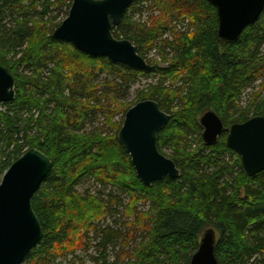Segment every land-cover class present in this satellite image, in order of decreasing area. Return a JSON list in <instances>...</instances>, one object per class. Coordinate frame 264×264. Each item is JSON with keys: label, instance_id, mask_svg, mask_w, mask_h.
Wrapping results in <instances>:
<instances>
[{"label": "trees", "instance_id": "trees-1", "mask_svg": "<svg viewBox=\"0 0 264 264\" xmlns=\"http://www.w3.org/2000/svg\"><path fill=\"white\" fill-rule=\"evenodd\" d=\"M143 1L134 0L113 34L132 41L145 59L153 42L174 21L189 20L184 32H170L173 40L167 45L173 57L159 70L181 85L165 88L163 78L136 101L156 100L171 115L158 134V148L162 153L164 148L172 150L170 158L180 169L179 177H165L150 186L138 178L119 142L122 122L113 123L115 109L102 107L101 101L115 97L111 91L123 87L129 91L140 75L155 72L157 64L148 61L152 69L141 71L55 39L52 29L58 24L46 28L43 20L53 5L65 7L68 14L73 0H0V62L16 76L17 94L14 101L0 103V181L30 148L42 150L53 162L33 198L44 236L21 264L77 259L78 250L87 251L91 234L93 264H119V260L191 264L203 232L210 227L217 232L219 264H264V171L247 175L239 154L226 145L232 124L264 116V10L237 42L222 43L217 10L208 0H152L161 15L150 26H138L128 11ZM12 52L22 53L18 62L6 58ZM23 62L30 76L16 68ZM65 64L69 74L62 70ZM99 71L119 74V79L105 81L110 90L101 95L97 93L104 84L95 83ZM248 89L253 92L244 104ZM115 104V111L123 114L133 105ZM102 108L110 109L106 123L115 128L113 134L88 129ZM209 110H215L226 127L213 145L204 142L198 118ZM194 134L199 140L196 148L186 144ZM90 177L136 202L150 199V210L136 211L134 201L125 206L121 193L114 191L107 200L88 192L82 195L76 186ZM119 207L126 218L120 226L114 218ZM107 218L113 223L103 224ZM137 238L133 249L127 250ZM118 246L115 260L110 261Z\"/></svg>", "mask_w": 264, "mask_h": 264}, {"label": "water", "instance_id": "water-1", "mask_svg": "<svg viewBox=\"0 0 264 264\" xmlns=\"http://www.w3.org/2000/svg\"><path fill=\"white\" fill-rule=\"evenodd\" d=\"M217 10L218 38L237 42L244 30L255 23L264 10V0H208ZM134 0H73L68 16L54 30L53 37L72 43L78 50L103 56L133 69L149 71L152 65L139 47L125 38H116L118 26ZM16 76L0 62V103L16 98ZM171 115L153 99L130 107L118 139L130 155L138 178L146 185L165 177L177 178L175 161L160 152L158 134ZM200 123L207 145L216 143L226 127L215 110L205 112ZM226 145L239 154L247 175L264 171V116L236 122L227 129ZM53 162L42 150L25 151L4 173L0 183V264H21L42 240L44 229L33 206V198L51 171ZM217 232L207 228L191 264H219L215 254Z\"/></svg>", "mask_w": 264, "mask_h": 264}, {"label": "rangeland", "instance_id": "rangeland-1", "mask_svg": "<svg viewBox=\"0 0 264 264\" xmlns=\"http://www.w3.org/2000/svg\"><path fill=\"white\" fill-rule=\"evenodd\" d=\"M52 2H54V0H51ZM65 7L62 8H58L56 5H53L50 7L49 9V13L48 16L45 18V20L47 22L46 28L50 26H56L58 24V26L62 23V21L68 16V14H66L65 12ZM128 15L131 16L133 18V21L136 22L138 24V26H150L152 23V20L156 17H159L161 15V10L159 9L158 6L154 5L152 0H145L140 4H136L134 9H131L128 11ZM57 26V27H58ZM189 26V20L186 19L184 24H180L176 21H174V23L171 24L170 28L168 30L165 31V33L163 35H159L157 37V39L153 42L152 46L150 47V49L148 50L147 54H146V59L147 61H153L154 63L157 64L158 68L155 72L151 73L149 76L146 75H140L137 82L133 84V86L131 87V89L127 92H125L124 90H126V87H123V89L121 91L117 90L116 93H112V91L110 92L111 94H113L115 97H104L101 101L102 107H105V104H108L111 108H115V103H118V108L123 106H129L131 104L135 105L138 99L139 94L142 91H147L148 89L156 86L159 84L160 80L165 78V82H164V87L165 88H174V87H179L181 85L180 82H176L174 80V78L169 77V76H165L163 74H161V72L159 71L161 68H166L169 66V63H171L172 57H173V51L172 48L167 45V41H172L173 40V36L171 35L170 32H184L185 30H187ZM41 27H42V23H41ZM54 27V29H52V31L54 32V30L57 28ZM43 28V27H42ZM42 31H44V29H42ZM51 31V30H50ZM49 31V32H50ZM52 32V33H53ZM264 51V50H263ZM22 53H19L17 56H15V53H9L6 58L8 60H12L13 62H18L19 59L21 58ZM52 64H57L56 62L51 63ZM26 63H17L16 64V68L19 70L20 68V72H24V74L26 75H31V72L25 69ZM64 71V73H68L70 72L69 66L67 64H65V68L62 69ZM97 75H99L96 80L95 83L98 84H104L106 80L109 79H113L114 77H118L119 74L116 71H106V72H98ZM119 79V77H118ZM258 84V82H257ZM108 84H104L101 86V90L98 91L97 94L101 95L103 92H107L110 90V87H108ZM253 92V90L248 89L244 94H243V102L244 104L247 102V100L249 99L250 94ZM115 98V99H113ZM116 101V102H115ZM105 102V103H104ZM135 103V104H134ZM122 104V105H121ZM132 105V106H133ZM131 106V107H132ZM109 110H103L102 108V112L98 113L96 115V118H94L92 120V123H90L88 125V129L89 130H96L98 131V133L103 132L104 134H113L115 132V128H111L107 123L108 120V115L106 114L107 112L109 113ZM113 111L114 115H113V123L115 122L116 124L121 123V127L123 125L124 119H125V114L126 113H122L121 111ZM111 114V113H110ZM200 119V116L198 117ZM107 122V123H106ZM193 139V140H192ZM192 140V141H191ZM186 144H188L189 146L192 145L193 148H196V146L199 145V140H198V135L194 134V136H189V140L188 142H186ZM184 145V144H183ZM163 154L166 155L167 157L170 158L171 154H172V150L168 149V148H164L163 149ZM2 180V179H1ZM1 183V181H0ZM77 190L82 194H86L87 192L90 195L93 196H98L101 195L104 199L107 200V196L110 194L111 191H114L115 194H120L121 192L117 193V189H115L111 184H102L99 183L97 181L94 180V178H87L84 179L83 181H81L77 186H76ZM122 198L124 200L125 206L127 204H131V202H136V198L131 200V197L128 194H123L121 193ZM135 204V203H134ZM137 207L136 211H148L151 208V200L148 198H143L140 199L136 202ZM123 207H119L118 208V213L116 215L117 221H118V225L120 226L125 220L126 218H124L122 212H123ZM114 219H104V221H102V223L104 224H110L113 223ZM134 220V216L130 217V221ZM90 244L88 243V249L87 251L83 250H78L76 253V256L78 255V257L81 260H85L86 264H93V261L90 259V255H95L96 254V250L94 247V242H93V234L90 235ZM95 239V238H94ZM92 240V241H91ZM139 239L137 238V241H132L129 246L126 247L127 250H132L133 246H135V243L138 242ZM120 246L117 247V249L114 251H112L111 253V258L110 261L115 260V257L117 255V252H119ZM79 258H72L71 256L66 258V259H59L58 262L60 264H80V259ZM119 264H127V260H119Z\"/></svg>", "mask_w": 264, "mask_h": 264}]
</instances>
